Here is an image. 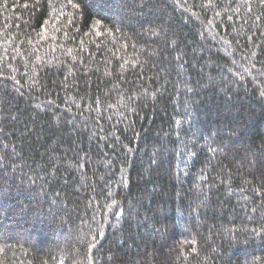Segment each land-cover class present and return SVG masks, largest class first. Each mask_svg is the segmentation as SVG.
Returning <instances> with one entry per match:
<instances>
[{
	"label": "trees",
	"instance_id": "16d2710c",
	"mask_svg": "<svg viewBox=\"0 0 264 264\" xmlns=\"http://www.w3.org/2000/svg\"><path fill=\"white\" fill-rule=\"evenodd\" d=\"M0 264H264V0H0Z\"/></svg>",
	"mask_w": 264,
	"mask_h": 264
},
{
	"label": "snow or ice",
	"instance_id": "6c2138e0",
	"mask_svg": "<svg viewBox=\"0 0 264 264\" xmlns=\"http://www.w3.org/2000/svg\"><path fill=\"white\" fill-rule=\"evenodd\" d=\"M73 7H75V5H73ZM98 35H99V33H97ZM122 67V66H121ZM109 208H111V206H109ZM117 217H120V218H122L121 217V214L119 213V212H115L114 213ZM101 227H102V225H101Z\"/></svg>",
	"mask_w": 264,
	"mask_h": 264
}]
</instances>
